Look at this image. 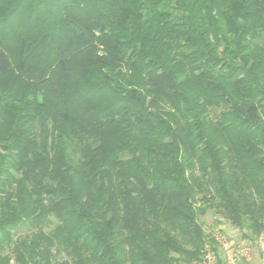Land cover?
<instances>
[{"label": "trees", "instance_id": "1", "mask_svg": "<svg viewBox=\"0 0 264 264\" xmlns=\"http://www.w3.org/2000/svg\"><path fill=\"white\" fill-rule=\"evenodd\" d=\"M208 214L264 237V0H0V264H226Z\"/></svg>", "mask_w": 264, "mask_h": 264}, {"label": "built area", "instance_id": "2", "mask_svg": "<svg viewBox=\"0 0 264 264\" xmlns=\"http://www.w3.org/2000/svg\"><path fill=\"white\" fill-rule=\"evenodd\" d=\"M215 238L224 254L226 264H254L255 246L260 248L262 254L261 260L256 264H264V237L254 244H237L220 232L215 235ZM196 264H218L216 251L210 245H207L203 259Z\"/></svg>", "mask_w": 264, "mask_h": 264}, {"label": "rangeland", "instance_id": "3", "mask_svg": "<svg viewBox=\"0 0 264 264\" xmlns=\"http://www.w3.org/2000/svg\"><path fill=\"white\" fill-rule=\"evenodd\" d=\"M205 221V229L209 232H218L222 231L225 235H227L230 240L234 241L237 244H247L246 241L241 239V233L235 229H232L224 222L222 219H219L217 216L213 214H208L206 217L203 218Z\"/></svg>", "mask_w": 264, "mask_h": 264}, {"label": "crops", "instance_id": "4", "mask_svg": "<svg viewBox=\"0 0 264 264\" xmlns=\"http://www.w3.org/2000/svg\"><path fill=\"white\" fill-rule=\"evenodd\" d=\"M261 257H262V254H261L260 248L258 246H255L253 263L254 264L258 263V261L261 260Z\"/></svg>", "mask_w": 264, "mask_h": 264}]
</instances>
